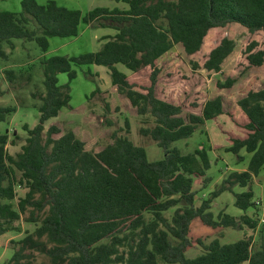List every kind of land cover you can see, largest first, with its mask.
Here are the masks:
<instances>
[{"label":"trees","instance_id":"1","mask_svg":"<svg viewBox=\"0 0 264 264\" xmlns=\"http://www.w3.org/2000/svg\"><path fill=\"white\" fill-rule=\"evenodd\" d=\"M114 1L127 9L98 7L84 15L54 0L45 5L22 0V12L0 11L1 58L8 57L4 45L14 50L16 39L35 41L46 53L50 38L78 37L82 25L115 31L102 38L104 44L96 52L42 61L45 92L33 94L40 101L39 123L24 126L27 137L20 151L10 154L8 147L16 142L8 131L0 132V237L20 233L16 223L27 213L25 222L34 226L33 232L14 242L18 247L5 264H29L33 252L46 256L49 264H264V245L254 248L260 219L257 212L247 213L259 205L252 182L264 169V87L243 95L232 110L225 109L222 96L211 97L201 89L206 83L199 69L221 73L234 53L237 44L228 37L209 51L203 65L193 63L189 79L176 60L164 58L177 45L188 56L198 54L211 30L230 24L241 25L252 35L264 33V0ZM259 46L255 39L246 47V71L264 66V49ZM176 59L185 63L181 56ZM91 65L108 68L111 87L97 89L89 98L102 94L110 115L121 112L118 102L113 108L115 96L122 97L134 116L143 119L140 135L163 150L162 160L150 162L145 148L130 139L128 119L126 134L114 131L112 142L99 151L87 149L78 127L67 129L62 122L46 127L70 107V85L78 76L75 67ZM19 73L5 72L13 89L17 80L22 79L21 84L33 78L30 69L28 74ZM61 73L69 79L63 86ZM237 81L231 76L215 86L232 89ZM108 93L115 101H108ZM16 112L15 106H0V124ZM221 116L234 126L222 129L225 150L240 162L246 159L245 151L250 155L248 168L231 172L198 206L194 181H210L209 151L203 147L183 154L173 144ZM105 121L113 126L111 120ZM236 186L247 190L235 193ZM17 188L26 193L16 203ZM226 192L234 194V205L244 212L239 218L221 212L216 219L211 212L213 202ZM170 210L174 212L168 217ZM197 218L215 229L246 228L252 233L232 244L199 240L202 252L191 259L186 252L193 246L191 225Z\"/></svg>","mask_w":264,"mask_h":264},{"label":"rangeland","instance_id":"2","mask_svg":"<svg viewBox=\"0 0 264 264\" xmlns=\"http://www.w3.org/2000/svg\"><path fill=\"white\" fill-rule=\"evenodd\" d=\"M50 0H37L39 5H45ZM59 5L69 9L79 10L84 15L98 7H105L110 9H127L124 3H117L114 0H54ZM0 11H11L20 13L23 11L22 0H3L0 2ZM115 31L110 28H99L97 25H82L81 32L78 37L61 38L52 37L49 39L50 47L48 52L41 51L35 41H24L20 39L14 40L15 49L12 50L8 45H4V49L8 53L7 58L0 57V106H15L17 112L13 114L6 122L0 124V132H9L11 140H15L16 146L9 145L8 150L10 154H16L20 151L21 146L25 143L27 133L24 131V126L28 125L34 128L39 123L40 113L38 106L40 105L39 98H35L33 94H43L44 91V75L42 61L53 56L78 57L80 55L96 52L101 49L104 41L102 38L108 35H113ZM228 37L236 42V49L234 53L227 58L223 64L221 73L207 72L204 69H199L198 73L205 79V87H201L203 91L208 92L211 97L222 96L226 110L237 108L239 99L251 90H257L264 87V66L250 70L244 69V52L248 44L252 41L259 40V49H264V33L252 35L248 30L238 24H230L225 28L213 29L209 32L205 40L204 48L196 55L188 56L181 45H177L164 58L176 60L177 64L181 65L180 71L184 76L187 74V79L193 71V63L203 65L208 57L209 51L216 47L223 38ZM176 56H181L185 63L179 62ZM29 69L33 74L30 82L16 81V88L13 89L11 84L7 81L5 72L7 70H15L16 72H25L28 74ZM78 73L77 78L70 85L71 102L70 107L62 109L57 118L51 119L46 127L48 128L53 123L62 122L67 129H80V135L86 141L88 150H100L105 145L112 142L111 134L114 131H123L121 134L125 135V120L130 122L131 133L130 139L137 146L144 147L148 160L150 162L160 161L164 157V152L149 138L140 135V127L143 125L141 117L134 116L135 113L131 106L125 103L122 97L115 96L116 101L112 95L108 93L106 98L108 101L114 100V108L116 103L121 106L120 113H112L106 115L102 94H97L91 97V94L97 89L108 90L111 87V77L109 70L104 66H82L75 67ZM197 73V74H198ZM20 74V73H19ZM237 76L238 81L232 89L218 90L215 86L216 81H225L228 77ZM59 85H66L69 81L67 74L61 73L58 75ZM19 82V83H18ZM194 84V83H193ZM117 103V104H118ZM123 113V114H122ZM125 114V115H124ZM131 114V115H130ZM133 115V116H132ZM111 120L113 126H108L105 120ZM151 122V121H150ZM147 125H151V123ZM60 125V124H59ZM146 125V126H147ZM125 127V128H124ZM223 130H234V126L226 116H221L218 120L207 121L205 126L199 128L194 135L186 140H180L173 144L183 154L193 153L194 151L205 147L210 154L211 168L207 171V178L210 181L204 188H194L196 192V204L200 205L202 200L209 197L210 193L215 191L223 179L234 171H242L248 166V160L240 162L238 158L230 152H227L224 146L228 145L227 138ZM16 135V136H15ZM58 137V136H56ZM220 146V150L211 148ZM245 151L242 152V155ZM197 186H200L199 183ZM254 191V202L259 205L256 208L248 210V214L252 215L257 212L260 219L259 228L254 232V248L264 245V223L261 220L264 218V169L258 177H255L252 182ZM246 189L236 186L235 193H243ZM26 189H16V203L25 196ZM232 204H229V203ZM235 196L233 193L226 192L222 194L214 203L211 212L217 219L219 214L226 208V213L239 217L244 212L238 209L235 205ZM174 210H170L167 216L170 217ZM28 216L24 214L19 224L22 228L20 233L11 232L0 237V264H5L10 261L14 252L17 249L18 242L23 239L28 232L34 231V226L25 222ZM252 233L245 229H220L212 228L205 225L200 218L195 219L191 225L190 237L193 240V246L188 249L186 256L188 258H195L202 252V247L199 240L203 243H210L219 239L222 244H232L243 239L247 234ZM34 258L30 260L29 264H49V259L43 254L33 252ZM25 262L27 260H24ZM23 261V262H24ZM164 264V263H161Z\"/></svg>","mask_w":264,"mask_h":264},{"label":"crops","instance_id":"3","mask_svg":"<svg viewBox=\"0 0 264 264\" xmlns=\"http://www.w3.org/2000/svg\"><path fill=\"white\" fill-rule=\"evenodd\" d=\"M216 147H217V145H216L214 148L212 147V148H213L212 150H215ZM226 147H227V146H226ZM226 147L224 146L223 148H226ZM220 148H221V147L219 146V149H218V150H220ZM243 156H245V157H246L245 160H248V162H249V157H250V155H248V154L245 152V154H244ZM247 168H248V166H247ZM247 168H246V169H243L242 171H238V172H244V171L247 170ZM231 172H232V171H231ZM206 177H207V176H206ZM257 177H258V176H257ZM254 178H255V177H254ZM253 180H254V179H253ZM223 181H224V179H223ZM223 181H222V183H223ZM208 182H209V181H208ZM208 182H207V181L205 182V178H203V179H196V180L194 181V188H195V186H196V188H204V187H206V185H207ZM198 183H199L200 186H197ZM222 183H221V184H222ZM221 184H220V185H221ZM220 185H219V186H220ZM219 186H217L216 189H217ZM244 189L247 190V188H244ZM206 198H208V197H206ZM206 198H204V199H206ZM217 199H218V198H217ZM217 199H216V200H217ZM216 200H215V201H216ZM215 201L213 202L212 207H213ZM229 204H232V203L230 202ZM198 206H200V205H198ZM226 206L228 207L229 205L226 204ZM227 207H226V208H227ZM226 208L223 210L224 213H226ZM226 214H227V213H226ZM240 216H242V215H240ZM240 216H239V217H240ZM239 217H236V218H239ZM226 229H229V228H226ZM226 229H225V230H226ZM199 253L201 254V251H200V250H199Z\"/></svg>","mask_w":264,"mask_h":264},{"label":"built area","instance_id":"4","mask_svg":"<svg viewBox=\"0 0 264 264\" xmlns=\"http://www.w3.org/2000/svg\"><path fill=\"white\" fill-rule=\"evenodd\" d=\"M262 223H264V218L261 220Z\"/></svg>","mask_w":264,"mask_h":264}]
</instances>
